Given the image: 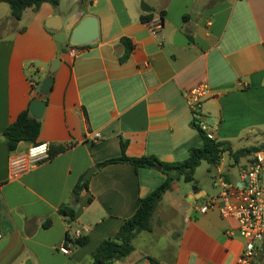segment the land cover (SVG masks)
<instances>
[{
  "label": "crops",
  "instance_id": "crops-1",
  "mask_svg": "<svg viewBox=\"0 0 264 264\" xmlns=\"http://www.w3.org/2000/svg\"><path fill=\"white\" fill-rule=\"evenodd\" d=\"M161 15L158 37H152L150 27ZM144 16L151 17L148 24L140 21ZM54 17L63 45L44 27ZM86 17L97 20L98 39L70 46L72 31ZM176 33L189 45L174 47ZM122 38L133 45L124 62ZM54 59L59 64L50 92L40 97ZM200 85L208 94L194 109L187 94ZM34 99L45 102L38 145H48V156L64 149L30 164L31 145L21 142L9 152L0 139V264H91L100 243L112 239L153 190L140 179L143 169L127 163L96 169L120 156V143L129 158L179 162L190 148L201 147L192 125L198 122L232 152L264 142V0H61L37 12L26 9L19 21L0 3V137ZM94 134L99 139L92 141ZM92 168L87 190L75 201L74 186ZM216 174L226 175L221 165ZM172 188L154 212L152 230L135 236L132 253L110 264H149L148 258L236 264L244 242L235 223L217 210L200 215L198 208L214 196L197 189L182 200V223L169 221L167 236L158 241L162 248H142L140 241L157 238L168 222L163 199ZM63 207L73 210V220L59 213ZM76 231L87 239L82 246L74 244ZM64 241L67 255L59 251ZM261 246L255 264H264Z\"/></svg>",
  "mask_w": 264,
  "mask_h": 264
},
{
  "label": "trees",
  "instance_id": "trees-1",
  "mask_svg": "<svg viewBox=\"0 0 264 264\" xmlns=\"http://www.w3.org/2000/svg\"><path fill=\"white\" fill-rule=\"evenodd\" d=\"M61 0H0V3H6L10 9V16L19 21L23 12L26 9H32L37 12L42 4H49L52 7L58 6ZM162 15L160 17L159 26H162ZM150 16H144L140 18V21L148 24L150 22ZM185 20V17H183ZM121 43L124 46V55L120 59V62H124L129 57L133 45L131 41L126 38H122ZM197 130L201 140L200 148H190L188 156L185 160L172 163L159 162L157 158L139 157L129 158L125 155V145L120 143V156L105 160L96 165V169H101L108 165L127 163L135 171L140 169H149L154 164H158L162 167L161 174L164 175L163 182L153 189L147 196L140 199L139 205L134 214L127 219L121 227L118 229L116 235L112 239H106L100 243L92 254L91 264H110L121 259H124L133 251L132 241L138 234L142 232H150L152 230L151 220L156 211L162 196L171 189V185L174 181L182 180L184 183H191L194 181V173L197 167L202 162H206L208 165L214 166L220 162L221 156L224 152H228L229 156L233 158L237 163L239 159L245 157H252L255 153L264 151V142L258 146L249 147L232 152L226 148L223 144L210 140L206 137L204 132L197 126L196 123L192 124ZM40 132V121L30 116L29 109L22 111L16 118V120L8 125L2 136L5 138V145L9 152L16 149L19 143L23 142L31 146L38 145L37 139ZM63 147L58 148L52 153H49L48 158H51L58 152L63 151ZM226 182L229 181L226 175H223ZM88 180H82L77 183L72 194L74 200L77 201L79 194L87 190ZM196 190V188L193 186ZM59 213L68 218L74 219L73 210L63 207L58 210ZM67 242V241H65ZM87 242L86 238L75 239L74 244L76 246H82ZM149 264H159L156 260L148 258Z\"/></svg>",
  "mask_w": 264,
  "mask_h": 264
},
{
  "label": "built area",
  "instance_id": "built-area-1",
  "mask_svg": "<svg viewBox=\"0 0 264 264\" xmlns=\"http://www.w3.org/2000/svg\"><path fill=\"white\" fill-rule=\"evenodd\" d=\"M159 29V24H152L150 27L152 37H158ZM207 94V88L204 85L192 88L187 94L189 106L197 108ZM196 124L208 139L213 140L203 124L199 122ZM89 139L97 140L99 134L91 135ZM29 149L27 160L30 164L39 163L48 157V150L46 156L32 157L29 155ZM14 164L16 163L13 162L12 165ZM213 187L219 189L218 193L203 203L198 208V213L205 215L209 211L217 210L223 219L233 221L236 234L244 242L236 264H255L259 246L264 243V151L253 155L246 166L240 170L237 180L226 182L223 177L218 176L213 182ZM75 236L79 238L80 231H76ZM59 251L64 255L68 254L65 241Z\"/></svg>",
  "mask_w": 264,
  "mask_h": 264
},
{
  "label": "rangeland",
  "instance_id": "rangeland-1",
  "mask_svg": "<svg viewBox=\"0 0 264 264\" xmlns=\"http://www.w3.org/2000/svg\"><path fill=\"white\" fill-rule=\"evenodd\" d=\"M63 7H67V4H63ZM262 142V141H258ZM200 148V147H198ZM188 156V155H187ZM181 159V161L185 160ZM248 157L241 158L238 160L237 163L234 162L233 158H231L228 154V152H224L221 156L220 162L217 163V165L211 166L208 165L206 162H202L199 167H197L195 173H194V181L191 183H184L182 180L174 181L172 185H175V188H172V192L169 195H166L163 199L167 202V208L165 209V218L164 222L165 226L161 227V232L157 233V235H160L156 238L154 237H146V242L144 244V241H140L142 248L147 250L149 252L155 251L158 252L162 246L159 245V240H161L163 237L167 236L169 230H168V223L169 221L172 223L173 226H178L183 221V214L180 213V208L182 205V200L185 199V201H188V197L193 195L194 188L193 186L200 191H203L206 193L207 197L215 196L219 189L213 188L212 184L216 180L218 176H222L219 174H216L217 168L221 165V170L224 174L228 175V178L231 181H235L238 178V174L241 169H243L246 166L245 159ZM245 163V164H244ZM217 166V167H216ZM141 170V169H140ZM141 180L148 179L151 182V185L153 186V189L158 187L164 180V176L160 174L159 172L152 170V169H143L141 170ZM173 202L168 203V202ZM180 205V206H179ZM200 205V202L197 204V206ZM160 207V205H159ZM180 207V208H179ZM145 239V238H144ZM152 239V240H151ZM154 239H157V241Z\"/></svg>",
  "mask_w": 264,
  "mask_h": 264
},
{
  "label": "water",
  "instance_id": "water-1",
  "mask_svg": "<svg viewBox=\"0 0 264 264\" xmlns=\"http://www.w3.org/2000/svg\"><path fill=\"white\" fill-rule=\"evenodd\" d=\"M141 9L143 12H148L150 9L141 5ZM44 27L48 30L56 31L57 34L54 36L53 40L55 43L64 44L66 42L65 36L61 33V23L60 19L54 17L48 19L44 23ZM98 39V25L97 20L94 17H86L80 21V23L76 26V28L72 31L69 45L70 46H88L94 43ZM173 45L176 48H181L183 46H188V40L181 33H176L173 39ZM59 64V59H54L49 68V76L45 77L40 84L39 87V96L45 97L51 89L53 78L52 74L56 71L57 66ZM45 108V102L43 100L34 99L31 101L29 105V113L30 116L36 120H39L42 116V113ZM1 140H5L4 137H0ZM150 169L161 172L162 167L158 164H154L150 167ZM95 172V169H90L84 179L87 180L92 173ZM262 250H264V245L261 246L259 254H262Z\"/></svg>",
  "mask_w": 264,
  "mask_h": 264
},
{
  "label": "clouds",
  "instance_id": "clouds-1",
  "mask_svg": "<svg viewBox=\"0 0 264 264\" xmlns=\"http://www.w3.org/2000/svg\"><path fill=\"white\" fill-rule=\"evenodd\" d=\"M47 150H48L47 144L39 145V146L30 148L29 149V155H31L32 157H36L38 155L39 156H46Z\"/></svg>",
  "mask_w": 264,
  "mask_h": 264
}]
</instances>
